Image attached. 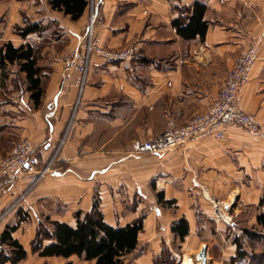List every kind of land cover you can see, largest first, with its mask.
<instances>
[{
  "label": "crops",
  "instance_id": "obj_1",
  "mask_svg": "<svg viewBox=\"0 0 264 264\" xmlns=\"http://www.w3.org/2000/svg\"><path fill=\"white\" fill-rule=\"evenodd\" d=\"M85 1L81 15L71 21L46 0H0V43L42 40L35 33L25 38L13 33L24 15L32 22L54 20L62 45L55 53L50 43L40 60L49 71L38 107L23 87L13 88V72L5 80L0 76V157L14 140L25 138L38 164L49 163V171L33 182L31 173L0 176V232L16 222L18 207L29 216L12 233L26 252L15 264H92L76 256L31 253L29 240L38 214L72 225L73 211L89 208L95 187L106 224L121 227L143 214L140 252L126 264H153L163 246L176 257L175 264L186 255L198 264L201 244L205 264H233L235 248L225 228L256 205L264 185V0ZM194 1L205 4L207 27L202 39L185 40L171 21L184 16L181 9ZM87 33L98 46L129 49L131 57L89 54L77 87L67 83L73 70L54 54L77 48ZM250 44L256 46L255 58L235 105L258 123V132L227 125L220 139L206 137L157 154L128 152L132 140L151 139L206 108L225 71ZM149 182L174 202L158 205ZM216 201L226 204L222 219L215 217ZM178 218L187 222L182 240L170 231Z\"/></svg>",
  "mask_w": 264,
  "mask_h": 264
},
{
  "label": "trees",
  "instance_id": "obj_2",
  "mask_svg": "<svg viewBox=\"0 0 264 264\" xmlns=\"http://www.w3.org/2000/svg\"><path fill=\"white\" fill-rule=\"evenodd\" d=\"M51 9L67 15L75 21L82 13L85 0H46ZM184 16L171 21L175 32L182 39L194 36L203 38L207 21L203 18L205 4L194 1L190 7L181 9ZM14 34L25 38L28 33H35L42 40L39 42H24L13 46L9 41L0 43V76L7 79L13 72V88L23 87L28 92V98L34 107L41 104L47 78V67L40 60L49 52L52 43L54 51L62 45L56 40L60 30L54 20L44 23L32 22L28 17L21 16V24L12 26ZM48 46V48H46ZM44 71V72H43ZM153 192L155 202L163 207L170 206L174 200L164 199L162 191ZM16 222L6 225L0 232V264H15L23 259L26 252L12 233L20 221L29 218L21 208L15 211ZM73 224L51 219L48 215L38 214L34 234L29 240L31 253L39 256H61L64 258L76 256L92 264H126L133 256L138 255L137 234L142 228L143 214L121 227H112L103 221L99 210V196L95 190L91 195V203L87 210H74ZM254 218V223L247 224V219ZM238 218L240 221H238ZM237 229L238 231H235ZM170 231L179 240L187 234V222L178 218L171 222ZM225 237L234 244L233 261L243 264H264V185L255 206H248L244 213L233 218L225 228ZM176 257L167 247H162L153 260V264H175Z\"/></svg>",
  "mask_w": 264,
  "mask_h": 264
},
{
  "label": "built area",
  "instance_id": "obj_3",
  "mask_svg": "<svg viewBox=\"0 0 264 264\" xmlns=\"http://www.w3.org/2000/svg\"><path fill=\"white\" fill-rule=\"evenodd\" d=\"M92 14H90V18ZM256 46H246L233 60L225 72L211 103L204 109L194 112L183 124L170 125L151 139L133 140L129 145L131 154H157L167 152L179 145L198 139L213 137L220 139L223 128L227 125L238 126L248 132L260 130L258 123L249 114L240 111L235 105L239 88L248 80V75L255 58ZM95 53L107 60L130 59L129 49H108L98 46L89 39H84L77 48L65 51L61 63L72 69L75 76L72 83L80 86L83 82L89 54ZM27 140L14 141L8 153L0 158V176L13 179L23 172H36L38 164ZM40 170V174L47 171ZM215 217L222 219L225 204L218 206L213 202ZM233 264H240L238 260Z\"/></svg>",
  "mask_w": 264,
  "mask_h": 264
},
{
  "label": "rangeland",
  "instance_id": "obj_4",
  "mask_svg": "<svg viewBox=\"0 0 264 264\" xmlns=\"http://www.w3.org/2000/svg\"><path fill=\"white\" fill-rule=\"evenodd\" d=\"M89 17H90V15H89ZM88 33H89V29H88ZM88 33H87V36H84V39H87V38H88ZM55 53H56V52H55ZM64 53H65V51L62 52L61 54H60V53L54 54V56H55V57H54L55 60H58L59 62H61L60 60H61V58H62V56H63ZM226 71H227V70H226ZM226 71H225V72H226ZM74 76H75V75H74ZM71 80H72V79H71ZM71 80H70V81L68 80L69 82H67V83H68V84H73ZM73 85H74V84H73ZM77 87H78V86H77ZM42 97H43V96H42ZM183 123H184V122H183ZM183 123H182V124H183ZM178 125H180V124H178ZM167 127H168V126H167ZM167 127H166V128H167ZM160 132H161V131H160ZM18 140H27V139H25V138H21V139H17V140H14V141H18ZM14 141H13V142H14ZM27 141H28V140H27ZM132 141H133V140H132ZM132 141H131V142H132ZM13 142H12V143H13ZM131 142H130V143H131ZM12 143H11V145H12ZM129 145H130V144H129ZM10 147H11V146H10ZM9 149H10V148H9ZM127 150H128V152H129V147H128ZM8 151H9V150H8ZM8 151H7V153H8ZM7 153H6V154H7ZM6 154H4V155L1 156V157H4ZM1 157H0V158H1ZM44 168H47L48 170L45 171L43 174H45L46 172L49 171V163H47V164H43V165H41V164H40V165L37 164V166H36V169H37L36 172H23L22 174H24V173H31V174H33L32 181H31V182H33V181L35 180V178L38 179L39 177H41V176L43 175V174H40V170L42 171ZM151 183H152V182H149V184H151ZM95 184H96V183H95ZM96 186H97V184H96ZM148 187H149V185H147V188H148ZM95 190L98 191L96 187H95V189H93V191H95ZM149 192L153 193L152 190H151L150 188H149ZM221 203L225 204V202H219V201L217 202V201H216V204H217L218 206H221ZM225 205H226V204H225ZM238 221H240L239 218H238ZM247 224H248V223H247ZM240 264H243V263L240 262Z\"/></svg>",
  "mask_w": 264,
  "mask_h": 264
},
{
  "label": "water",
  "instance_id": "obj_5",
  "mask_svg": "<svg viewBox=\"0 0 264 264\" xmlns=\"http://www.w3.org/2000/svg\"><path fill=\"white\" fill-rule=\"evenodd\" d=\"M205 244H201L199 251L197 252L198 264H205Z\"/></svg>",
  "mask_w": 264,
  "mask_h": 264
},
{
  "label": "bare ground",
  "instance_id": "obj_6",
  "mask_svg": "<svg viewBox=\"0 0 264 264\" xmlns=\"http://www.w3.org/2000/svg\"><path fill=\"white\" fill-rule=\"evenodd\" d=\"M185 256V255H184ZM179 264H192L190 257H188L187 255L184 257V260L182 262H180Z\"/></svg>",
  "mask_w": 264,
  "mask_h": 264
}]
</instances>
